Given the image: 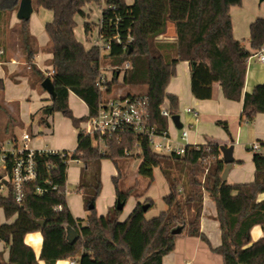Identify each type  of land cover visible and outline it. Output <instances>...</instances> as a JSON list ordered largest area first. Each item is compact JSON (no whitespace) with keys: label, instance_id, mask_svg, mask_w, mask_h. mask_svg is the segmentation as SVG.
Instances as JSON below:
<instances>
[{"label":"trees","instance_id":"trees-1","mask_svg":"<svg viewBox=\"0 0 264 264\" xmlns=\"http://www.w3.org/2000/svg\"><path fill=\"white\" fill-rule=\"evenodd\" d=\"M101 0H33L34 10L44 7L54 14L45 30L49 36L48 50L53 54V75L41 72L34 64L40 89L46 77L53 80L56 98L45 107L48 114L62 113L73 127L79 129L74 159L82 167L76 192L83 196L88 216L75 218L68 205V167L64 155H37V178L25 187V199L19 204L8 183L6 194L0 189V210L7 220L1 222L0 240L9 247V261L0 255V264H40L34 249L25 241L28 233L41 232L43 247L39 256L45 264L79 258L80 264H163L164 257L173 252L178 234L172 230L185 224L184 234L201 237L223 257V264H264V237L253 241L251 232L260 225L264 230V142L261 151L254 153L255 180L251 183L229 184L223 180L226 166L221 157V143L208 140L205 145H187L183 155L156 153L147 136L132 132L100 137L86 135L80 122L97 113L100 94L96 87L99 74L100 51L94 46L87 50L75 35V15L87 16L83 6ZM243 0H105L115 9L105 11V18L117 12L124 33L133 31L134 40L128 49L113 44L108 60L114 65L131 62L124 73L123 85L140 88L127 90L131 96H147L148 124L156 132L169 129V121L161 114L169 108L172 116L180 114L179 97L167 92L180 62L191 63V91L200 99H212L215 85L220 84L224 96L242 101V118L252 122L264 113V82L252 92H244L248 61L253 52L235 39L231 7L241 6ZM21 0H0V12L17 11ZM173 21L177 28L174 40H161L166 24ZM22 47L32 63L37 54L36 41L28 31L29 20L22 21ZM87 33L89 23H85ZM251 48L264 45V17L251 24ZM132 48V49H131ZM131 49V50H130ZM116 80H118L116 78ZM70 92L87 105L89 115L77 117L69 105ZM45 122V121H44ZM216 123L230 134L229 123ZM44 124V123H42ZM17 127H23L19 105L11 110L5 101V81L0 78V138L13 136ZM98 142H104L102 151ZM64 152H67L64 150ZM111 159L118 171L113 177L116 204H127L131 196L141 198L154 182V169L160 167L169 185L170 194L164 198L167 209L159 216L147 219L145 214L154 208V200L146 198L137 203L125 221L124 210L111 207L100 215L96 201L102 193V161ZM142 159L138 177L127 185L131 164ZM42 190L43 192H40ZM209 192L217 204V219L221 224L222 244L212 247L201 231L204 194ZM93 206L92 208H89ZM148 207V210L145 209ZM39 221H44L41 225ZM86 221V224H84ZM78 234L76 242L68 240V229Z\"/></svg>","mask_w":264,"mask_h":264},{"label":"crops","instance_id":"crops-1","mask_svg":"<svg viewBox=\"0 0 264 264\" xmlns=\"http://www.w3.org/2000/svg\"><path fill=\"white\" fill-rule=\"evenodd\" d=\"M126 2L129 5L132 4L127 0ZM92 8L86 5L83 10ZM42 9L48 10L44 7L37 10L38 14L42 15L40 20L33 23L32 14L28 23V31L33 41H36V47L38 48V52L33 57L32 63L27 60L22 43H6V41L2 40L0 43V78L5 81V101L11 110H14L15 104L19 105L20 118L23 122V127H17L13 136L21 139L23 134H30L31 140L29 144L33 149L53 148L59 151H75L78 145L79 129L73 127L72 121L61 112L48 114L44 110L45 107L52 104L53 98L43 87L44 90L41 91L40 84L37 82L35 73L32 71L33 64L45 74L53 69V54L48 50L49 36L45 30V26L54 19V14L50 10L44 12ZM230 9L235 39L242 41L248 50L254 52L250 41L251 24L258 17H264V0H243L241 6L231 7ZM76 15H78L80 21V27H77L76 24L74 28L76 38L88 50L90 45L87 42L88 33L85 29V23H90L94 20L92 17L90 19L87 16ZM166 27L167 31L160 35L159 39L174 40L177 35L175 23L168 21ZM246 74L247 78L243 89L245 93L252 92L257 84L264 82V62L251 56L248 61ZM214 91L215 96L212 99L200 100L196 98L191 91V63L183 61L177 65L176 74L172 77L167 87V92L176 94L179 97L180 120L183 128L187 129L189 134L188 142L183 141L181 139L183 128H178L172 122L169 123L168 141L173 147L183 146L184 144L205 145L208 140H217L221 145L225 144L228 146L234 143L235 149L233 155L235 162L229 171L227 182L232 185L254 182L256 173L254 153L256 150L253 151L252 147L255 143L261 146V143L264 142V113L257 114L252 122H247L242 118L244 107L242 101L236 102L227 99L219 83L215 85ZM69 95V105L74 115L79 118L88 116L89 110L86 103L72 92ZM81 105L84 106L85 112L78 111ZM40 111H43L41 121L39 122V124L45 127L43 132L41 128L38 126L34 127L33 125L36 121L37 113ZM29 120L30 123H27ZM218 120H225L229 123L230 134L216 123ZM44 132H46L44 136L39 135ZM21 133L22 135L19 137ZM98 143L100 146L101 143L104 144V142ZM104 146L106 148L105 144ZM258 151H261V147ZM160 153L169 154L166 152ZM221 157L223 159L222 154ZM137 160L140 162L136 166V169H133ZM137 160H134L131 164L130 175L133 176V181L129 182L128 178L126 181L127 185L133 184L138 177L137 173L142 159ZM77 162L82 163L81 161ZM80 171L81 168L77 170V174L74 176H71L68 171L67 199L74 217L85 220L88 216V211L84 208L82 194L76 192V187L81 176ZM117 174L118 171L114 162L110 158L104 159L101 171L103 181L102 193L96 201V208L100 215H106L111 207H116V191L113 177L117 176ZM154 175V182L147 189L143 197L136 198L131 196L128 199L120 217L121 221H125L134 210L136 204L138 202L143 203L146 198H151L154 202L155 199L159 200L156 209L153 208L146 212L145 216L147 219L157 217L167 209L164 198L170 194L169 185L160 167L154 169ZM259 199H264V193L259 196ZM203 205L204 208L200 219L201 231L208 237L212 247H218L222 244L221 224L217 219V204L209 192L204 194ZM16 218L17 215L7 220L4 216L0 220L1 222L11 223ZM84 224H86V221H84ZM251 236L253 241L264 237L263 228L257 225L253 228ZM177 238L175 250L164 257L163 264H223V257L215 253L201 237H190L183 232ZM25 241L34 249L40 264H45L39 258L44 242L41 232L28 233ZM0 255L5 261H9V247L2 243H0ZM72 261H76L75 264H80L78 257L63 259L58 261L57 264H72Z\"/></svg>","mask_w":264,"mask_h":264},{"label":"built area","instance_id":"built-area-1","mask_svg":"<svg viewBox=\"0 0 264 264\" xmlns=\"http://www.w3.org/2000/svg\"><path fill=\"white\" fill-rule=\"evenodd\" d=\"M89 7L95 6L91 2L87 3ZM85 7V6H84ZM115 9L114 6L107 4L104 0L101 6H98L99 18L96 24V31H89L87 42L90 48L96 46L100 51L99 74L96 80V87L100 94V101L97 107V113L88 117L87 120L80 122L81 130L86 135H99L100 137L122 135L125 132H132L138 136H147L153 150L156 153L166 152L183 155L187 145L173 147L169 141V130L161 133L156 132L155 128L148 124L149 101L147 96H131L127 93L115 94L111 91V85L116 78L119 80L121 75L131 67V62L126 61L123 65L104 66V59L108 58L113 44L122 45L128 49L134 40L133 31L124 33L121 29L122 19L117 12L110 14L105 18L106 9ZM90 48L88 50H90ZM259 61L264 62V45L254 50L253 55ZM54 70L47 72V75H53ZM191 110V109H189ZM161 114L166 117L169 123H172V114L169 108L162 107ZM188 130L183 128L181 139L188 142ZM31 136L28 133L22 135L21 139L12 136L6 140L0 138V189L7 188L11 184L13 196L19 204L25 199V187L27 184L36 180L37 176V155H64L67 162L80 161L73 158L74 151L64 152L53 148L33 149L29 144ZM253 151L259 150L260 145L255 143ZM40 192H43L40 190ZM75 264L76 261H72Z\"/></svg>","mask_w":264,"mask_h":264},{"label":"rangeland","instance_id":"rangeland-1","mask_svg":"<svg viewBox=\"0 0 264 264\" xmlns=\"http://www.w3.org/2000/svg\"><path fill=\"white\" fill-rule=\"evenodd\" d=\"M105 1V0H104ZM129 3H133L134 0H127ZM93 3L95 6H92V9H84V12L86 13L87 17H92V19L94 21H91L89 23V29H91V31H96V24H97V19L99 18V10H98V6H101L103 3V0H101L100 2H91ZM86 6V4L84 5ZM83 6V8H84ZM38 9L34 10L33 17H32V21L33 23L40 20V18L42 17V15L40 16V14H38L37 12ZM44 12H48V10L46 11L45 9H42ZM17 11H11V12H0V43L1 40L2 41H6V43H22V36H21V29H22V21L19 20L17 18ZM91 12V13H90ZM86 17V16H85ZM75 21L77 23V27H80V21L78 18V15H76ZM90 31V32H91ZM89 33V32H88ZM90 34V33H89ZM5 36V37H4ZM104 66L107 68L109 65L110 66H114V64L110 63V61L108 60V58H105L104 60ZM138 89L140 88H135L132 86H126L123 85V75L120 76L119 80H115V82L111 85V91L115 94L118 93H126L127 90H130L131 92H136L138 91ZM78 111H83L84 110V106L81 105L78 108ZM43 111H40L37 113V117H36V121L33 123L34 127L38 126L39 128H41V131L43 132L45 130V127L41 124H39V122L41 121V115H42ZM27 123H30V120L27 121ZM46 134V132L44 133H40L39 135L44 136ZM22 133L19 135V137H21ZM101 149L102 151H106V148L104 146L103 143H101ZM139 160H137L133 166V169H136V166L139 164ZM82 167V163H76V162H72L69 164L68 167V171L69 174L71 176H74L77 174V170L80 169ZM133 181V176H129V182ZM8 189L4 188L3 189V193H7ZM159 200L155 199V205H154V209H156L158 206ZM0 218L3 219L4 218V214L3 211L0 210ZM0 243L4 244L5 243L3 241L0 240Z\"/></svg>","mask_w":264,"mask_h":264},{"label":"water","instance_id":"water-1","mask_svg":"<svg viewBox=\"0 0 264 264\" xmlns=\"http://www.w3.org/2000/svg\"><path fill=\"white\" fill-rule=\"evenodd\" d=\"M34 11V7H33V0H21L18 11H17V18L21 21H25V20H29L32 16V13ZM132 49V48H131ZM130 49V50H131ZM42 87L49 93V95L52 96L53 99L56 98L55 95V86L53 83V80L50 77H46L45 80L42 83ZM172 122L173 124H176V126L178 128H183V124L181 123L180 120V114H174L172 117ZM221 153L223 156V160L226 164L224 170H223V175L222 178L223 180H227L228 175H229V171L232 169V166L235 162V158H234V149H235V144L232 143L231 145H221ZM93 206H90L89 208H92ZM116 207L120 210H124V204H116ZM145 209L148 210V207L145 206ZM39 223L41 225H45L44 221H39ZM186 225L185 224H180L177 225L173 230L172 233L174 235L176 234H182L185 230ZM78 239V234L75 230H73L72 228H70L68 230V240L71 242H76V240Z\"/></svg>","mask_w":264,"mask_h":264}]
</instances>
